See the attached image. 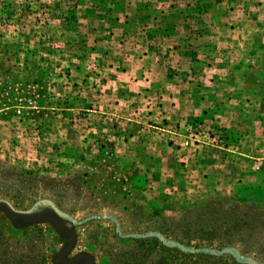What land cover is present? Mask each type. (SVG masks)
I'll return each mask as SVG.
<instances>
[{
	"label": "rangeland",
	"instance_id": "obj_1",
	"mask_svg": "<svg viewBox=\"0 0 264 264\" xmlns=\"http://www.w3.org/2000/svg\"><path fill=\"white\" fill-rule=\"evenodd\" d=\"M0 264H264V0H0Z\"/></svg>",
	"mask_w": 264,
	"mask_h": 264
},
{
	"label": "trees",
	"instance_id": "obj_2",
	"mask_svg": "<svg viewBox=\"0 0 264 264\" xmlns=\"http://www.w3.org/2000/svg\"><path fill=\"white\" fill-rule=\"evenodd\" d=\"M236 209H237V208H236ZM236 209H235V210H236ZM225 213H226V211H225ZM241 224H242V223H241ZM242 225H243V224H242Z\"/></svg>",
	"mask_w": 264,
	"mask_h": 264
}]
</instances>
